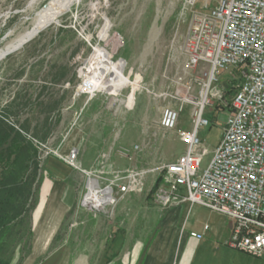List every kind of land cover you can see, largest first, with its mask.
<instances>
[{
	"label": "rangeland",
	"instance_id": "1",
	"mask_svg": "<svg viewBox=\"0 0 264 264\" xmlns=\"http://www.w3.org/2000/svg\"><path fill=\"white\" fill-rule=\"evenodd\" d=\"M49 1L0 0V48L30 31ZM188 21L181 0H81L0 61V115L39 144L44 179L51 174L50 160L58 174L70 173L65 179L73 199L70 211L76 210L83 183L82 174L61 160L70 149L77 150V164L86 171L109 149L110 162L119 170L158 168L185 150L178 131L190 130V107H184L172 133L164 134L158 122L170 104L168 95L181 89L175 82L187 77L183 41ZM83 80L85 90H95L92 94H78ZM236 83L229 71L219 72L224 104L214 102L205 110L208 126L198 133L208 152L202 169L222 137ZM134 145L144 147L130 162L115 153ZM152 181L148 175L144 192L123 199L112 219L70 212L62 232L74 221L101 222L109 225L110 239L119 233L129 251L144 248L161 217L155 213ZM207 211L195 205L190 227L202 226ZM27 228L28 220L20 229L24 236ZM23 241L15 251L20 257L26 251Z\"/></svg>",
	"mask_w": 264,
	"mask_h": 264
},
{
	"label": "built area",
	"instance_id": "2",
	"mask_svg": "<svg viewBox=\"0 0 264 264\" xmlns=\"http://www.w3.org/2000/svg\"><path fill=\"white\" fill-rule=\"evenodd\" d=\"M198 1L181 0L182 10L189 15L183 41L187 77L175 82L181 89L168 95L170 104L163 108L158 122L164 134L172 133L184 107H190V130L178 131L184 152L151 170L117 169L110 162L111 149L99 155L89 171L77 164L74 148L61 160L82 174L77 209L93 217L112 219L123 199L144 192L151 175L152 187L159 181L152 196L160 211L184 204L201 206L231 221L229 248L263 258L264 0H203L196 10ZM197 70L199 77L195 76ZM222 71H229L237 83L231 85L230 115L222 137L202 169L208 152L198 133L208 126L206 108L214 102L224 104L225 88L218 84ZM94 91L81 87L78 94ZM143 147L119 148L115 153L130 162ZM208 228L204 225L202 233L191 232L189 238L200 241Z\"/></svg>",
	"mask_w": 264,
	"mask_h": 264
},
{
	"label": "crops",
	"instance_id": "3",
	"mask_svg": "<svg viewBox=\"0 0 264 264\" xmlns=\"http://www.w3.org/2000/svg\"><path fill=\"white\" fill-rule=\"evenodd\" d=\"M50 167L58 170L48 161L51 174L41 185L32 213L29 252L21 260L15 253L10 264H264V257L253 258L227 246L232 224L225 217L207 211L202 226L191 228L189 219L195 205L190 204L166 211L156 206L155 213L161 217L152 235L144 248L131 251L119 233L110 239L109 225L101 222L74 221L63 233L67 214L89 213L77 207L70 211L73 199L65 183L70 173L58 174ZM204 225L209 228L200 241L189 238L191 232L202 233Z\"/></svg>",
	"mask_w": 264,
	"mask_h": 264
},
{
	"label": "trees",
	"instance_id": "4",
	"mask_svg": "<svg viewBox=\"0 0 264 264\" xmlns=\"http://www.w3.org/2000/svg\"><path fill=\"white\" fill-rule=\"evenodd\" d=\"M33 139L0 115V264H10L24 239L26 251L20 260L29 252L30 220L44 181L39 168V146ZM158 184L159 181L152 187L151 195ZM26 220L24 236L20 229Z\"/></svg>",
	"mask_w": 264,
	"mask_h": 264
},
{
	"label": "bare ground",
	"instance_id": "5",
	"mask_svg": "<svg viewBox=\"0 0 264 264\" xmlns=\"http://www.w3.org/2000/svg\"><path fill=\"white\" fill-rule=\"evenodd\" d=\"M80 1L81 0H50L38 14L30 31L18 36L12 43L0 48V61L8 56L10 52H15L17 49H20L28 40L38 35L47 26L54 24L60 16L67 13L72 6ZM83 90L85 89L83 88Z\"/></svg>",
	"mask_w": 264,
	"mask_h": 264
},
{
	"label": "water",
	"instance_id": "6",
	"mask_svg": "<svg viewBox=\"0 0 264 264\" xmlns=\"http://www.w3.org/2000/svg\"><path fill=\"white\" fill-rule=\"evenodd\" d=\"M12 52H14V51H12ZM12 52H10L9 54H11Z\"/></svg>",
	"mask_w": 264,
	"mask_h": 264
}]
</instances>
